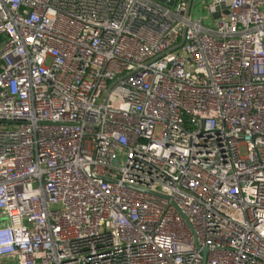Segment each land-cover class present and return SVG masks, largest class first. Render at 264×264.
I'll list each match as a JSON object with an SVG mask.
<instances>
[{
  "label": "built area",
  "instance_id": "built-area-1",
  "mask_svg": "<svg viewBox=\"0 0 264 264\" xmlns=\"http://www.w3.org/2000/svg\"><path fill=\"white\" fill-rule=\"evenodd\" d=\"M0 264H264V0H0Z\"/></svg>",
  "mask_w": 264,
  "mask_h": 264
},
{
  "label": "water",
  "instance_id": "water-1",
  "mask_svg": "<svg viewBox=\"0 0 264 264\" xmlns=\"http://www.w3.org/2000/svg\"><path fill=\"white\" fill-rule=\"evenodd\" d=\"M191 1L192 0H188V9L190 8L191 5ZM155 3L160 4V5H164L166 7H172L175 0H154ZM221 7L223 8V5H221ZM214 18H217L216 15L213 16Z\"/></svg>",
  "mask_w": 264,
  "mask_h": 264
},
{
  "label": "rangeland",
  "instance_id": "rangeland-1",
  "mask_svg": "<svg viewBox=\"0 0 264 264\" xmlns=\"http://www.w3.org/2000/svg\"><path fill=\"white\" fill-rule=\"evenodd\" d=\"M205 9V7H201V10L203 11ZM199 8L194 11L195 15L200 17V18H203L204 16H202V11H201ZM243 154V153H242Z\"/></svg>",
  "mask_w": 264,
  "mask_h": 264
},
{
  "label": "crops",
  "instance_id": "crops-1",
  "mask_svg": "<svg viewBox=\"0 0 264 264\" xmlns=\"http://www.w3.org/2000/svg\"><path fill=\"white\" fill-rule=\"evenodd\" d=\"M195 10H196V8H195ZM202 16H205L204 13L202 14ZM194 17H198V16H196L195 13H194Z\"/></svg>",
  "mask_w": 264,
  "mask_h": 264
}]
</instances>
